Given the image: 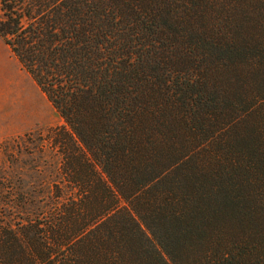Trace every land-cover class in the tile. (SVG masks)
I'll return each mask as SVG.
<instances>
[{
  "label": "trees",
  "instance_id": "obj_1",
  "mask_svg": "<svg viewBox=\"0 0 264 264\" xmlns=\"http://www.w3.org/2000/svg\"><path fill=\"white\" fill-rule=\"evenodd\" d=\"M0 38L64 123L0 168V264H264V0H0Z\"/></svg>",
  "mask_w": 264,
  "mask_h": 264
},
{
  "label": "rangeland",
  "instance_id": "obj_2",
  "mask_svg": "<svg viewBox=\"0 0 264 264\" xmlns=\"http://www.w3.org/2000/svg\"><path fill=\"white\" fill-rule=\"evenodd\" d=\"M64 126L32 79L0 38V168H20L38 158L41 140L50 129ZM27 138L29 140H27ZM17 143L13 146V142ZM19 153V155H17ZM31 154V155H30ZM18 160L7 163L6 156ZM23 158V159H22ZM22 159V160H21Z\"/></svg>",
  "mask_w": 264,
  "mask_h": 264
}]
</instances>
